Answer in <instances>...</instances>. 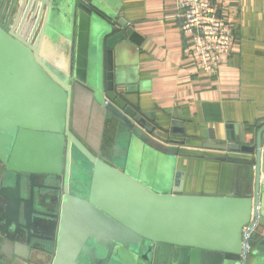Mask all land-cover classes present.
Listing matches in <instances>:
<instances>
[{"label": "water", "instance_id": "1", "mask_svg": "<svg viewBox=\"0 0 264 264\" xmlns=\"http://www.w3.org/2000/svg\"><path fill=\"white\" fill-rule=\"evenodd\" d=\"M124 23L99 0H0V264H264V123L203 145L243 156L212 159L251 169L244 193L187 195L180 173L144 176L157 190L129 175L137 151L172 165L188 155L114 89ZM71 24L104 42V83L76 71ZM46 35L70 42L66 68L42 55Z\"/></svg>", "mask_w": 264, "mask_h": 264}, {"label": "crops", "instance_id": "2", "mask_svg": "<svg viewBox=\"0 0 264 264\" xmlns=\"http://www.w3.org/2000/svg\"><path fill=\"white\" fill-rule=\"evenodd\" d=\"M99 2L107 14L125 22L124 27H118L123 39L110 48L115 91L169 141L183 142L179 152L188 156L177 158L170 176L183 175L187 195L247 191L250 168L212 159L227 154L243 156L205 149L203 145L213 138H223L226 131L238 142L240 135L253 133L264 123V0L217 3L218 14L232 31L233 43L213 75L199 70L191 40L181 33L180 19L171 3ZM72 26L76 71L89 74L96 69L104 83V42L95 45L85 27ZM41 52L51 58L46 57L50 62L63 61L66 68L70 42L64 35H46ZM103 133L112 135L111 130ZM109 139L114 141V135ZM141 158H150L152 172L147 175L155 181L160 175L156 161L147 154Z\"/></svg>", "mask_w": 264, "mask_h": 264}, {"label": "built area", "instance_id": "3", "mask_svg": "<svg viewBox=\"0 0 264 264\" xmlns=\"http://www.w3.org/2000/svg\"><path fill=\"white\" fill-rule=\"evenodd\" d=\"M173 5L180 30L191 40L192 49L201 72L213 75L221 61L226 58L233 43L232 31L217 12L220 0H164ZM253 213H251V222ZM243 229L244 249L249 251L248 242L252 232Z\"/></svg>", "mask_w": 264, "mask_h": 264}, {"label": "rangeland", "instance_id": "4", "mask_svg": "<svg viewBox=\"0 0 264 264\" xmlns=\"http://www.w3.org/2000/svg\"><path fill=\"white\" fill-rule=\"evenodd\" d=\"M43 51H44V48H43ZM42 55L44 57H48L49 59H51L48 55L44 54L43 52H42ZM89 71H91V70H89ZM90 79H91V81L89 80V84L92 85V86H95L96 83L94 82V77L91 76ZM100 83H102V79L100 80ZM87 110H89V105L88 104L86 105V107L84 109V112H83L84 116L85 115L86 116L89 115ZM86 119L88 121L90 120L89 117H86ZM148 152L149 153L147 155H150L152 157V159H154L156 161V163H157L156 170L158 169L160 174L165 175L164 178L170 176L172 161L169 159L168 161L166 160L167 161L166 162L162 157H160L158 155H155L152 151H148ZM131 156H132L131 157L132 159H129L130 160V162H129L130 166L128 167L129 175H131V177L141 179L143 181V182L142 181L141 182L144 183L147 186L150 185L151 187L156 188V190L159 189L156 185L151 184V182L148 179H147L148 181L146 179H144V176H146L147 174H150L152 172L151 171L150 158L144 159V161H143V159L141 158L140 151H137L135 153V155H131ZM154 169H155V167H154Z\"/></svg>", "mask_w": 264, "mask_h": 264}]
</instances>
